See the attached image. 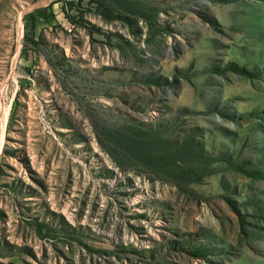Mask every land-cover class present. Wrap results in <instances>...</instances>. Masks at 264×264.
<instances>
[{
  "label": "rangeland",
  "instance_id": "obj_1",
  "mask_svg": "<svg viewBox=\"0 0 264 264\" xmlns=\"http://www.w3.org/2000/svg\"><path fill=\"white\" fill-rule=\"evenodd\" d=\"M0 264H264V0H0Z\"/></svg>",
  "mask_w": 264,
  "mask_h": 264
}]
</instances>
